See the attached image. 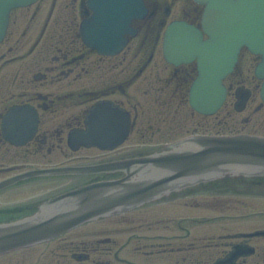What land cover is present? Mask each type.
Listing matches in <instances>:
<instances>
[{"label": "flooded vegetation", "instance_id": "flooded-vegetation-1", "mask_svg": "<svg viewBox=\"0 0 264 264\" xmlns=\"http://www.w3.org/2000/svg\"><path fill=\"white\" fill-rule=\"evenodd\" d=\"M59 2L38 0L13 9L0 42V182L33 169L146 155L196 135L264 136V78L256 74L261 55L242 47L223 79L227 97L213 114L190 104L197 60L175 64L164 55L167 26L186 20L202 29L204 4L143 0L146 10L132 20L127 43L100 53L81 32L92 14L89 0ZM100 103L130 119L126 140L112 148L71 137L88 134L90 110ZM122 175L20 179L0 188V224L35 215L81 185ZM38 185L42 191H35ZM260 205L264 178L208 181L13 248L0 254V264H264V210L247 212ZM195 207L215 214L190 215Z\"/></svg>", "mask_w": 264, "mask_h": 264}, {"label": "water", "instance_id": "water-1", "mask_svg": "<svg viewBox=\"0 0 264 264\" xmlns=\"http://www.w3.org/2000/svg\"><path fill=\"white\" fill-rule=\"evenodd\" d=\"M32 1L0 0V40L10 10ZM202 1L208 4L205 30L210 34L209 39L205 40L201 30L185 21L174 23L167 35L174 46L170 56L176 61L198 58L200 73L191 88V103L196 109L211 113L225 99L222 78L233 69L241 46L248 45L264 58V0ZM134 2L137 5L140 0ZM137 9L126 8L124 23L135 16ZM103 16L99 13L98 20ZM99 41L93 46L98 47ZM257 71L264 74V62ZM98 116L94 114L93 117ZM105 121L106 124L104 120L101 123L107 131L117 130L116 118L107 116ZM97 123L88 134L79 133L80 138L87 140L88 136V141L99 144L108 141L114 146L123 141L128 131L125 120L124 128L113 140L114 137H109L111 134L99 127V120ZM117 171H122L123 175L81 185L49 201L35 215L1 223L0 253L55 237L86 220L139 206L202 182L226 177L264 178V137L193 136L146 155L86 167L55 169L57 173L75 174ZM12 181L3 182L0 187Z\"/></svg>", "mask_w": 264, "mask_h": 264}, {"label": "rangeland", "instance_id": "rangeland-1", "mask_svg": "<svg viewBox=\"0 0 264 264\" xmlns=\"http://www.w3.org/2000/svg\"><path fill=\"white\" fill-rule=\"evenodd\" d=\"M65 2V0H60V2H59V4H63L64 2ZM183 2H185V1H183ZM182 1H179L178 2V5H180V4H182L183 3ZM69 10V9H68ZM176 10V9H175ZM175 10H174V12H175ZM174 14V13H173ZM80 154V153H79ZM84 154V152H82L80 155H83ZM65 158L63 157V156H61V160H64ZM36 188H38V189H36L35 191H42V189L40 188V186L38 185ZM43 189H45V188H43ZM261 210H264V205H260V206H255V207H253L252 209H249L247 212H250V213H254V212H256V211H261ZM203 212H204V214L205 215H213V214H215L213 211H211V210H209V211H202L201 209H197L196 207H195V209H192V208H190V210H189V214L190 215H192V214H203ZM246 212V213H247ZM242 214L244 213V212H241ZM237 223H239V222H237ZM125 239H127V236H125ZM131 247V246H130ZM130 250L132 249V247L131 248H129ZM127 250H128V248H127ZM174 259V262H175V258H173ZM174 264H177V263H174Z\"/></svg>", "mask_w": 264, "mask_h": 264}]
</instances>
